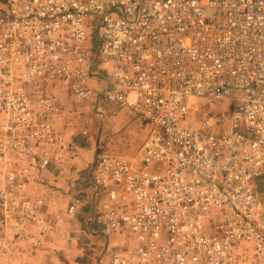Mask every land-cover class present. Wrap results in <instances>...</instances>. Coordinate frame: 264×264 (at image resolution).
I'll use <instances>...</instances> for the list:
<instances>
[{
	"label": "built area",
	"instance_id": "obj_1",
	"mask_svg": "<svg viewBox=\"0 0 264 264\" xmlns=\"http://www.w3.org/2000/svg\"><path fill=\"white\" fill-rule=\"evenodd\" d=\"M62 96L147 132L91 164L109 264H264V0H0V260L4 222L53 229L29 187L66 159Z\"/></svg>",
	"mask_w": 264,
	"mask_h": 264
},
{
	"label": "crops",
	"instance_id": "obj_2",
	"mask_svg": "<svg viewBox=\"0 0 264 264\" xmlns=\"http://www.w3.org/2000/svg\"><path fill=\"white\" fill-rule=\"evenodd\" d=\"M67 100L73 99L62 96L59 103L54 106L57 117L58 114L60 116L61 108H66L64 101ZM103 108L116 107L105 105ZM80 141L82 143L66 133V159L40 174L41 186L32 183L29 187L31 198L43 197L46 200V206L42 211L50 215L52 221L50 225L53 229L41 234L40 224L29 225L15 221L13 225L11 222H4L3 233L6 240L12 243L10 252L0 260V264H77L79 259L88 261L89 256L101 251L102 241L107 249L111 246L114 248L115 243L119 242L116 237H111L114 245L110 246L111 238L92 236L88 231L87 221L92 192L89 171L96 151L86 146L88 142ZM75 194H84L83 205L73 216H66L67 207Z\"/></svg>",
	"mask_w": 264,
	"mask_h": 264
},
{
	"label": "rangeland",
	"instance_id": "obj_3",
	"mask_svg": "<svg viewBox=\"0 0 264 264\" xmlns=\"http://www.w3.org/2000/svg\"><path fill=\"white\" fill-rule=\"evenodd\" d=\"M204 102L208 103L206 100H204ZM204 102L199 100L197 105L200 106ZM64 106L66 108H61L60 116L58 114V120L61 125L67 129L65 132L74 140H78V142H81L80 140L86 141L88 142L86 146L92 150L94 148L96 152H109L121 158H130L140 149L147 133L146 129L144 125L140 124L136 118L126 111L118 110L117 108H109V113L96 114L93 111L92 105H80L73 100L64 101ZM206 107L208 108L198 107L196 109L199 113L202 111H212V108L216 107V105L213 102L207 104ZM83 120L92 121V126L86 137H82L78 129L79 126L82 125ZM257 189L259 191L264 189L263 181L257 183ZM1 220L2 217L0 216V221ZM3 234L6 239L5 233ZM87 235L89 236V234ZM116 238V240H119V242L123 241V243L117 241L114 248L125 244L122 237ZM109 241L110 246L114 245L112 243V241H114L112 238L109 239ZM104 244L105 243L102 241L101 251L89 256L88 261L85 260L86 264H109L111 248H113V246L107 249L103 246ZM85 262L79 259L77 264H83Z\"/></svg>",
	"mask_w": 264,
	"mask_h": 264
}]
</instances>
